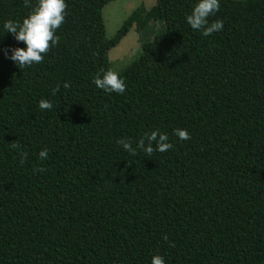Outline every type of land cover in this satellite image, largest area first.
<instances>
[{
    "label": "trees",
    "instance_id": "trees-1",
    "mask_svg": "<svg viewBox=\"0 0 264 264\" xmlns=\"http://www.w3.org/2000/svg\"><path fill=\"white\" fill-rule=\"evenodd\" d=\"M112 1L66 0L32 67L0 52V264H264V0H220L209 19L223 28L207 37L185 21L196 0H156L110 40ZM36 2L0 0V49L24 47L2 24ZM135 21L163 26L118 73L125 92L105 93L92 77ZM154 129L174 147L116 146Z\"/></svg>",
    "mask_w": 264,
    "mask_h": 264
},
{
    "label": "clouds",
    "instance_id": "clouds-1",
    "mask_svg": "<svg viewBox=\"0 0 264 264\" xmlns=\"http://www.w3.org/2000/svg\"><path fill=\"white\" fill-rule=\"evenodd\" d=\"M66 8V0H37L32 10L21 22L5 20L2 30L13 34L17 42H23L24 47H5L0 49V52H3L5 58L10 59L20 69L32 67L41 62L44 59V54L59 40L56 31L65 21ZM219 8L220 0H196L190 13L185 16V21L193 31H199L201 35L207 37L223 28L224 21L222 19H209L215 16ZM9 51L11 52L10 56ZM92 83L105 93L123 94L126 88L124 78L111 69H101L99 73L93 75ZM63 87L67 89L69 83L65 81ZM58 88L59 85L53 91L55 92ZM38 107L41 110H51L53 104L50 100L41 98L38 101ZM173 133L180 141L191 138L190 133L184 128H175ZM115 143L118 148H122L130 154L141 151L148 156L154 151L165 152L174 147L168 135L159 129L144 132L135 142L130 138H118ZM11 147L19 148L18 142H12ZM48 151L47 147L41 148L38 153L39 159H46ZM26 155L22 150L19 152L21 165H23ZM33 171H43V169L34 168ZM150 264H166V261L163 256L156 254L151 256Z\"/></svg>",
    "mask_w": 264,
    "mask_h": 264
},
{
    "label": "rangeland",
    "instance_id": "rangeland-1",
    "mask_svg": "<svg viewBox=\"0 0 264 264\" xmlns=\"http://www.w3.org/2000/svg\"><path fill=\"white\" fill-rule=\"evenodd\" d=\"M156 4V0H114L103 9V20L107 39H113L129 16L143 7L145 11ZM138 22L120 41L109 51L111 70L122 72L143 53V46L152 40L155 33L163 26L160 21L152 22L148 28L137 32Z\"/></svg>",
    "mask_w": 264,
    "mask_h": 264
}]
</instances>
